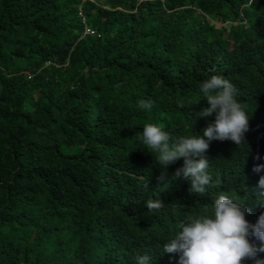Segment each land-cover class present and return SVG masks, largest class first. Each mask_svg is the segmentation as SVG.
Returning <instances> with one entry per match:
<instances>
[{
  "label": "trees",
  "instance_id": "obj_1",
  "mask_svg": "<svg viewBox=\"0 0 264 264\" xmlns=\"http://www.w3.org/2000/svg\"><path fill=\"white\" fill-rule=\"evenodd\" d=\"M214 75L248 113L244 142L210 141L219 185L203 195L172 179L182 158L158 184L143 126L203 136L215 114L197 116L210 107L199 86ZM257 165L264 0H0V264H178L164 242L219 192L257 221Z\"/></svg>",
  "mask_w": 264,
  "mask_h": 264
},
{
  "label": "clouds",
  "instance_id": "obj_2",
  "mask_svg": "<svg viewBox=\"0 0 264 264\" xmlns=\"http://www.w3.org/2000/svg\"><path fill=\"white\" fill-rule=\"evenodd\" d=\"M203 97L210 107L197 113L198 117H210L215 120L203 131V136H177L170 134L155 123H146L141 133L142 143L154 154L160 165V174L156 177L162 185L168 180L170 165L183 159V166L172 175L173 180L181 177L191 182V192L203 195L213 185L212 176L207 171L209 159L206 155L210 141H232L241 144L245 133L249 131V117L242 104L236 99L234 85L223 76L214 75L200 84ZM140 109H151L152 101L139 100ZM205 137L207 139H205ZM264 165H257L254 172H260ZM147 187V185H146ZM257 203H264V176L256 186ZM245 202L232 198L224 192L215 195L210 206L197 214H189L177 231L171 233L163 244L162 254H178V264H244L253 260L258 253H264V212L253 224L246 219L250 209ZM160 199H149L146 209L157 213L164 208ZM136 264H150V256L137 255ZM264 264V261H257Z\"/></svg>",
  "mask_w": 264,
  "mask_h": 264
},
{
  "label": "rangeland",
  "instance_id": "obj_3",
  "mask_svg": "<svg viewBox=\"0 0 264 264\" xmlns=\"http://www.w3.org/2000/svg\"><path fill=\"white\" fill-rule=\"evenodd\" d=\"M217 25H218V26H221V25H222V23L218 22V23H217ZM88 32H89V33H93L94 31H93V30H91V29H90V30H89V29H87V30H86V33H88Z\"/></svg>",
  "mask_w": 264,
  "mask_h": 264
}]
</instances>
